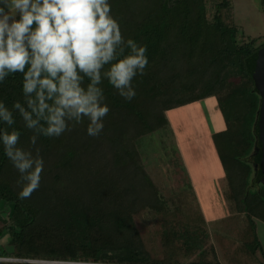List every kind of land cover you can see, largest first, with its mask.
I'll return each instance as SVG.
<instances>
[{"label":"trees","instance_id":"1","mask_svg":"<svg viewBox=\"0 0 264 264\" xmlns=\"http://www.w3.org/2000/svg\"><path fill=\"white\" fill-rule=\"evenodd\" d=\"M109 3L125 38L147 47L145 74L133 81L137 95L126 101L105 79L101 86L110 112L99 137L86 134V119L59 138L41 136L37 147L44 170L30 198H19V173L0 144V202L7 208L0 207V240L8 234L12 247L0 242V256L113 264H264L254 221L264 220V184L250 192V176L261 155L254 154L252 164L245 159L261 145L262 94L255 60L264 42L257 43L258 37L247 35L236 22L234 0ZM22 80L17 73L0 83V101L9 108L23 101ZM209 95L227 118L214 141L227 181L224 197L232 209L213 224L190 187L180 152L172 155L187 185L168 197L156 182L158 169H151L153 180L136 147L144 134L166 126V111ZM14 115L20 146L28 148L32 133ZM256 172L258 179L264 176L263 167Z\"/></svg>","mask_w":264,"mask_h":264},{"label":"clouds","instance_id":"2","mask_svg":"<svg viewBox=\"0 0 264 264\" xmlns=\"http://www.w3.org/2000/svg\"><path fill=\"white\" fill-rule=\"evenodd\" d=\"M146 45L125 38L109 0H0V83L23 74V101H0V144L19 173V198L39 189L44 159L38 139L59 138L88 121L97 138L110 112L101 86L106 79L126 101L134 78L148 66ZM87 81V82H86ZM19 114L32 135L20 146ZM264 237V226L258 228Z\"/></svg>","mask_w":264,"mask_h":264},{"label":"rangeland","instance_id":"3","mask_svg":"<svg viewBox=\"0 0 264 264\" xmlns=\"http://www.w3.org/2000/svg\"><path fill=\"white\" fill-rule=\"evenodd\" d=\"M234 2L236 22L242 26L247 35L258 37L257 43L264 42V4L262 0H234ZM166 117L165 127L148 132L140 138L136 145L140 162L151 174L153 180L155 179L151 169H158L156 176L159 180L156 182L169 197L175 194L172 191L176 192L187 185V180L179 169L177 158L172 155L174 150H178L190 176V187L192 186L191 189L194 188L199 196L208 223L213 224L214 221L223 218L232 210L230 202L224 197L223 186H227V181L224 178L225 170L214 141V133L227 126V118L220 110L217 98L212 95L171 108L166 111ZM256 146L245 156V159L251 164L254 163L253 155L256 154ZM257 169L256 166L250 176V192L256 191L264 184L263 177L257 178ZM190 187L188 186V188ZM0 203V207L6 210L3 202ZM5 210L1 213L6 219L9 214ZM189 212L191 211L189 210ZM177 215L185 216L182 213ZM254 221L257 224L258 232V228L264 226V221L257 218ZM259 238L262 246L260 252L264 256V237L259 235ZM8 240L9 235L5 234L0 242L6 247L12 248ZM13 259L15 260L11 261L53 264H113L64 262L41 258L15 257Z\"/></svg>","mask_w":264,"mask_h":264},{"label":"water","instance_id":"4","mask_svg":"<svg viewBox=\"0 0 264 264\" xmlns=\"http://www.w3.org/2000/svg\"><path fill=\"white\" fill-rule=\"evenodd\" d=\"M255 74L257 78V84L262 94V105L260 110L259 121V138L261 141V166L264 168V47L257 51V57L255 60Z\"/></svg>","mask_w":264,"mask_h":264},{"label":"flooded vegetation","instance_id":"5","mask_svg":"<svg viewBox=\"0 0 264 264\" xmlns=\"http://www.w3.org/2000/svg\"><path fill=\"white\" fill-rule=\"evenodd\" d=\"M261 150H262V149H261V145L256 146V153H257V156H258V154L261 155ZM256 166H257L258 169H261V168H262L261 164H256ZM263 178H264V176H263Z\"/></svg>","mask_w":264,"mask_h":264},{"label":"built area","instance_id":"6","mask_svg":"<svg viewBox=\"0 0 264 264\" xmlns=\"http://www.w3.org/2000/svg\"><path fill=\"white\" fill-rule=\"evenodd\" d=\"M13 258H15V257H5V256H0V261H2V260H15V259H13Z\"/></svg>","mask_w":264,"mask_h":264},{"label":"crops","instance_id":"7","mask_svg":"<svg viewBox=\"0 0 264 264\" xmlns=\"http://www.w3.org/2000/svg\"><path fill=\"white\" fill-rule=\"evenodd\" d=\"M261 220V219H260ZM262 221H264V220H262ZM256 228H257V224H256ZM258 233V232H257ZM258 237H259V235H258ZM260 239V238H259ZM261 241V240H260ZM259 256L260 257H262L263 255L261 254V252L259 253Z\"/></svg>","mask_w":264,"mask_h":264}]
</instances>
